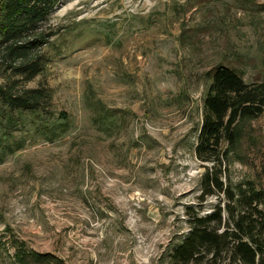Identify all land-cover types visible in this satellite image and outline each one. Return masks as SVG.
Masks as SVG:
<instances>
[{
  "label": "rangeland",
  "instance_id": "1",
  "mask_svg": "<svg viewBox=\"0 0 264 264\" xmlns=\"http://www.w3.org/2000/svg\"><path fill=\"white\" fill-rule=\"evenodd\" d=\"M40 29L27 58L0 46V91L49 94L39 112L0 97V264L15 241L63 264H170L187 207L219 200L199 198L194 152L209 72L264 82V0H62ZM237 130L222 180L264 191V112Z\"/></svg>",
  "mask_w": 264,
  "mask_h": 264
},
{
  "label": "trees",
  "instance_id": "2",
  "mask_svg": "<svg viewBox=\"0 0 264 264\" xmlns=\"http://www.w3.org/2000/svg\"><path fill=\"white\" fill-rule=\"evenodd\" d=\"M62 0H1L0 46L14 58L27 56L47 40L40 25ZM41 69L26 60L18 68L26 81ZM210 83L203 99L201 122L194 152L204 164L200 179L201 201L215 195L212 209L200 214L185 210L188 231L169 254L170 264H264V191L247 182L232 188L222 180L227 170L229 147L238 139L237 124L264 112V82L246 83L243 75L224 64L209 72ZM3 104L19 111L39 112L49 94L43 87L0 91ZM68 119L65 112L59 113ZM19 121V120H18ZM63 123H44L41 131L53 134ZM222 196V199L219 198ZM15 243L14 264H63L49 252L27 251Z\"/></svg>",
  "mask_w": 264,
  "mask_h": 264
}]
</instances>
